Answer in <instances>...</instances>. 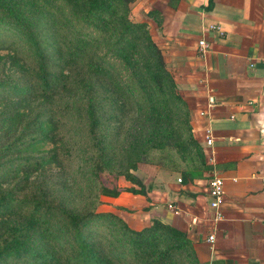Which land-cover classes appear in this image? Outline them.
I'll use <instances>...</instances> for the list:
<instances>
[{"label":"trees","instance_id":"1","mask_svg":"<svg viewBox=\"0 0 264 264\" xmlns=\"http://www.w3.org/2000/svg\"><path fill=\"white\" fill-rule=\"evenodd\" d=\"M133 1L0 0V49L14 50L9 57L0 55V68L7 57L20 69L0 80V95L16 96L4 97L6 108L0 110V263L175 264L176 253L188 250L191 260L186 261L205 264L183 230L158 218L137 230L117 215L96 212L98 195L82 211L54 197L47 178L39 175L73 157L55 147L56 124L49 111L28 117L19 107L30 95L48 100L69 82L84 86L86 80L89 133L102 118L118 120L124 130L109 170L131 183L127 191L147 194L135 172L154 153L160 167L178 169L176 158L184 163L182 184L205 170L187 104L147 23L131 17ZM46 34L66 46L63 66H49L39 41ZM93 152L91 162L88 154L77 158L76 168L87 161V167L101 170L105 152L101 147ZM98 189L119 195L116 187ZM217 263L222 264H206Z\"/></svg>","mask_w":264,"mask_h":264},{"label":"crops","instance_id":"2","mask_svg":"<svg viewBox=\"0 0 264 264\" xmlns=\"http://www.w3.org/2000/svg\"><path fill=\"white\" fill-rule=\"evenodd\" d=\"M130 13L147 23L163 54L206 166L184 184H159L162 201L179 190L168 201L180 209L165 208L160 220L187 234L201 262L264 264V0H134ZM201 38L209 44L203 54ZM212 175L224 179L220 219L210 207Z\"/></svg>","mask_w":264,"mask_h":264},{"label":"rangeland","instance_id":"3","mask_svg":"<svg viewBox=\"0 0 264 264\" xmlns=\"http://www.w3.org/2000/svg\"><path fill=\"white\" fill-rule=\"evenodd\" d=\"M43 20L47 21L49 18H43ZM46 25L51 26L50 23H46ZM44 31H46V28L43 29V32ZM46 36L48 38L43 37L39 41L41 49L47 55L49 66L52 68L63 66L64 63L62 60L65 59L67 53L66 46L62 45L60 40L55 38V42L53 39L49 38L48 34H46ZM13 53L14 50L8 48L0 49V55L2 56L9 57ZM7 57H5V67L0 68V80L7 79L13 72L20 71L18 64H12ZM69 71L70 67H65V72ZM72 72H78V68H73ZM87 86L88 81L86 80H84V86H79L77 82H69L67 85L60 88L55 96L48 100L38 95H30V97L19 106L28 117L42 111H49L53 115L56 124L55 147L59 153L73 157L71 161L64 162L65 166L52 167V170L45 172L46 176H44L43 173L39 176L43 181L47 178V182L52 186L49 189L50 193L62 203L74 207L77 211H82L88 207H92L93 204L97 202L98 195L99 202L95 205L96 212L117 215L121 217L129 227L139 230L150 225L154 218L160 219V215L165 208L169 210L168 205L173 202L168 200L172 197V192H178L179 190L171 189L168 192V197L163 199V201L161 200L163 196H158L159 193L157 191L162 190L160 185H164L166 181L180 183L177 181V178L182 176L181 168L184 167V163L179 158H176L178 169L160 167L152 160L158 155L154 153L153 156L149 157V160L139 163L138 169L135 172L145 184L147 194H134L127 191L126 189L131 186V183L126 181L122 176H117L109 170L113 166L116 146L121 140L124 130L120 127V122H118V120L115 119L111 122H107L102 118L99 127L95 128L94 132L89 133L87 124L88 117L84 113V110L87 108V97L91 94ZM4 97L16 96L0 95V110L6 108V105H4ZM11 102L15 103L17 101L13 100ZM66 106H70L71 110H67L65 108ZM128 107L126 110H129ZM96 139H100V143L102 144L99 145L98 143V146ZM95 147H101L106 156V162L101 165V170H98V172H95L91 166L87 167L89 164L88 162H91L93 159L94 152L92 153V151ZM167 148L171 149L169 145ZM85 154H88V162H81L80 166L76 168L78 162L76 159ZM84 167L86 168L84 169ZM101 186L106 188L116 187L119 190V195L113 197L100 194L97 187ZM102 228L104 232L107 230L105 224L102 225ZM196 258L201 262L197 255ZM186 260H191L189 251L180 250L174 256L173 263L197 264ZM201 263L206 264L209 262ZM0 264L25 263L6 261Z\"/></svg>","mask_w":264,"mask_h":264},{"label":"built area","instance_id":"4","mask_svg":"<svg viewBox=\"0 0 264 264\" xmlns=\"http://www.w3.org/2000/svg\"><path fill=\"white\" fill-rule=\"evenodd\" d=\"M209 29L216 31L219 35L223 34V30L219 25L211 24L208 26ZM198 45V53L203 54L206 52V50L209 47V44L205 41V39L201 38L197 42ZM213 97H210L209 103L210 105L213 104ZM207 111H201L200 114L202 116L206 115ZM213 130L211 127H206L204 131V142L207 146H211L213 144ZM178 182H181V177L177 178ZM224 179L219 175H212L208 180V194L210 196V207L214 211L215 219H220L223 217L221 212V206L224 202ZM168 208L170 211H172L174 214H179L180 209L172 204L168 205ZM209 242H212L214 240V235L210 234L207 238Z\"/></svg>","mask_w":264,"mask_h":264}]
</instances>
